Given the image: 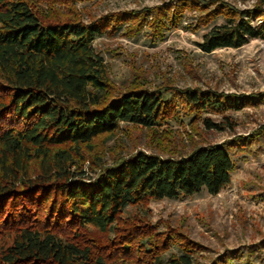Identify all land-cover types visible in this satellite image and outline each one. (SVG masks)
I'll use <instances>...</instances> for the list:
<instances>
[{"label":"trees","instance_id":"obj_1","mask_svg":"<svg viewBox=\"0 0 264 264\" xmlns=\"http://www.w3.org/2000/svg\"><path fill=\"white\" fill-rule=\"evenodd\" d=\"M37 1L66 3L69 11L65 18L52 8L40 13ZM79 1L0 0V236L12 237L0 248V264H163L161 254L172 244L177 250L166 264H192L196 243L179 232L156 233L149 223L125 220L121 213L149 199L219 193L231 182L238 156L264 148V125L221 143L194 144L179 155L141 150L109 166L90 159L93 176L84 167L92 142L109 138L120 123L153 129L180 120L176 101L190 122L232 132L235 122L226 111L264 103V93L171 89L167 100L159 89L114 92L92 43L116 32L134 34L144 24L150 36L162 39L185 11L197 10L198 26L221 19L203 33L199 49L238 48L264 40V0L245 8L226 0H170L159 9L108 12L90 22L73 17ZM109 231L115 234L109 242L95 239ZM258 247L264 241L210 264H255Z\"/></svg>","mask_w":264,"mask_h":264},{"label":"rangeland","instance_id":"obj_2","mask_svg":"<svg viewBox=\"0 0 264 264\" xmlns=\"http://www.w3.org/2000/svg\"><path fill=\"white\" fill-rule=\"evenodd\" d=\"M170 0H80L74 3L73 17L84 22L108 14V12L158 9ZM235 6L251 7L254 0H226ZM51 5V6H50ZM50 6V7H49ZM59 18L68 13L66 3L37 1L34 9L48 14L50 9ZM155 10L153 11V13ZM146 22L152 14L144 11ZM199 11H185L179 26L164 31L165 37L150 36L147 24L127 35L116 32L96 37L92 43L105 63L107 75L114 92L143 87L151 91L159 89L166 99L171 89H201L223 94L251 96L264 93V40L252 39L238 48L215 49L205 53L197 47L208 26L196 25ZM156 15V14H155ZM177 116L153 129L120 123L109 137H97L93 149L84 162L91 160L109 166L121 157L136 151L159 153L162 156L179 155L195 144L221 143L237 135H247L264 125V103L246 105L240 110H227L235 122L231 132L207 130L199 120L190 122L184 109L176 101ZM203 116L219 120L221 115L204 113ZM97 157V159H95ZM91 159V160H90ZM238 166L231 174V182L219 193L211 195L204 190L192 196L171 199L146 200L128 205L121 213L125 220L134 218L141 224L149 223L154 231L171 236L179 232L197 244L192 264H210L230 250L244 253L245 246L264 241V148L256 154L244 153L236 159ZM95 235V231L92 232ZM91 234V235H92ZM114 232L96 234L97 241L109 242ZM11 236H0V248L10 244ZM244 248V249H243ZM255 264H264V247L256 248ZM174 244L161 254L166 264L168 256L176 251ZM255 257V255H254ZM108 264H126L121 261Z\"/></svg>","mask_w":264,"mask_h":264}]
</instances>
